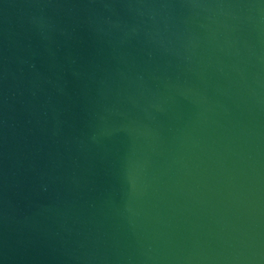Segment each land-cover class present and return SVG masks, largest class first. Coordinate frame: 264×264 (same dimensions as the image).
Listing matches in <instances>:
<instances>
[{
	"label": "water",
	"instance_id": "obj_1",
	"mask_svg": "<svg viewBox=\"0 0 264 264\" xmlns=\"http://www.w3.org/2000/svg\"><path fill=\"white\" fill-rule=\"evenodd\" d=\"M0 264H264V0H0Z\"/></svg>",
	"mask_w": 264,
	"mask_h": 264
}]
</instances>
